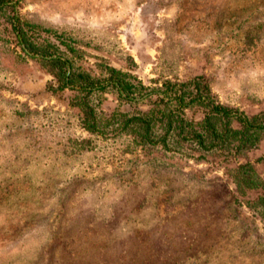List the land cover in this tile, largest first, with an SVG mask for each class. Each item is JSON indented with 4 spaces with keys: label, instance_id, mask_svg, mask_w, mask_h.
<instances>
[{
    "label": "rangeland",
    "instance_id": "1",
    "mask_svg": "<svg viewBox=\"0 0 264 264\" xmlns=\"http://www.w3.org/2000/svg\"><path fill=\"white\" fill-rule=\"evenodd\" d=\"M64 32L79 63H103L150 88L202 75L212 97L264 110V0H16ZM13 44L0 46V264H264V219L227 171L264 177V134L236 159L101 136L72 91ZM101 112L144 110L112 89ZM203 108L185 115L201 119Z\"/></svg>",
    "mask_w": 264,
    "mask_h": 264
},
{
    "label": "trees",
    "instance_id": "2",
    "mask_svg": "<svg viewBox=\"0 0 264 264\" xmlns=\"http://www.w3.org/2000/svg\"><path fill=\"white\" fill-rule=\"evenodd\" d=\"M13 43L22 59L36 60L62 89H70L69 102L82 113V125L90 133L114 136L132 135L133 142L170 151H195L200 157L213 154L226 161L236 159L257 146L264 134V110L251 116L216 101L204 76L186 81H165L150 88L115 67L99 64L97 70L79 63L80 50L64 32L44 26L22 14L16 0H0V46ZM107 89L126 102L141 98L149 102L144 110L98 111L96 100ZM200 106L201 119L185 115L186 108ZM264 162V156L261 158ZM227 171L239 195L264 219V177L253 162H234Z\"/></svg>",
    "mask_w": 264,
    "mask_h": 264
}]
</instances>
